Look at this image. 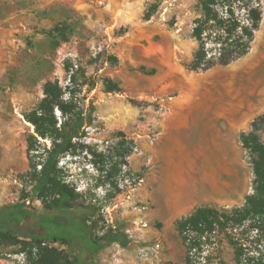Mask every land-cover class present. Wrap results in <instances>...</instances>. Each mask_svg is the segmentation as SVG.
I'll list each match as a JSON object with an SVG mask.
<instances>
[{
  "label": "rangeland",
  "instance_id": "1",
  "mask_svg": "<svg viewBox=\"0 0 264 264\" xmlns=\"http://www.w3.org/2000/svg\"><path fill=\"white\" fill-rule=\"evenodd\" d=\"M18 1L14 7L15 30L11 34L0 31V210L18 203L33 210L34 217L26 218L18 227L20 232L42 231L36 217L45 211L42 201L32 195L34 182L27 175L26 139L34 133V126L26 115L43 99L47 81L58 80L65 88L72 74L79 84L81 107L87 109L90 102L95 106L94 122L59 164L60 179L80 196L71 210L53 214L76 224L94 208L95 218L100 220L97 235L109 228L125 231L137 215L111 207L124 199L122 185L128 177L144 179L142 194L149 176L155 174L153 190L163 204L166 195L177 193L176 185L188 178L194 163L197 168L204 163L207 173L203 187L193 194L196 208L231 210L244 205L252 193L254 176L252 157L243 148L240 135L251 130L259 112L239 119L238 108L242 112L255 108L264 99V64L254 72L239 68L249 59H264V0L263 19L251 51L228 66H215L206 72L189 70L197 49L192 30L194 19L201 15L197 8L200 0ZM150 11L153 15L146 20ZM65 67H70V72ZM108 79L121 91L109 92ZM174 103L225 107L226 120L220 121L225 140L219 142L224 152L219 159L212 154L218 144L211 141L213 138L204 142L207 151L203 158H191V149L201 134L187 125L176 130L173 137L161 134L159 121L166 116L161 106L169 110ZM56 115L60 118L59 113ZM155 132L160 136L152 143L149 136ZM262 138L264 141V131ZM176 139L181 143V153ZM41 142L42 148L44 144L51 147L50 141ZM158 142L157 154L154 149ZM135 147L141 155L134 152ZM137 159H141L139 168L134 167ZM191 195L185 193L181 201L188 202ZM141 201L157 206L142 196ZM152 213L147 214L150 225L142 232L141 241H130L128 251L117 244L108 246L93 256L95 263L185 264L186 246L176 229L180 218L166 217L164 212V218L159 219ZM213 239L196 258L201 260L211 253V264H235L234 249L227 239L219 233ZM157 241L161 243L157 258H139L140 248ZM71 248L79 257L86 256L80 241ZM24 263L19 247H0V264Z\"/></svg>",
  "mask_w": 264,
  "mask_h": 264
},
{
  "label": "trees",
  "instance_id": "2",
  "mask_svg": "<svg viewBox=\"0 0 264 264\" xmlns=\"http://www.w3.org/2000/svg\"><path fill=\"white\" fill-rule=\"evenodd\" d=\"M201 15L194 19L192 38L197 43L189 70L206 72L215 66H228L246 56L252 49L255 35L263 19V0H200ZM153 12H148L150 20ZM70 72V67H65ZM107 90L120 92L108 79ZM79 84L74 74L65 88L58 80L47 81L44 97L26 120L34 126L27 136V155L30 170L27 175L34 182L32 195L42 201L44 214L37 218V230L25 234L18 227L33 210L18 203L0 210V247H19L25 255L24 264H96L93 256L117 244L130 245L125 231L109 228L97 235L100 220L93 208L73 224L54 212L71 210L79 198L75 188L60 179V160L72 153L77 140L86 135V127L94 122L95 106L81 107L77 97ZM60 114V118L56 115ZM60 120V123H59ZM264 115L251 123V131L240 135V142L252 157V193L243 206L220 210L212 206L198 207L192 214L176 222V229L186 246L185 264H211V253L204 247L212 244L219 233L234 249L235 264H264ZM41 140H48L51 147ZM80 241L86 256L79 257L71 244ZM65 247L62 249L61 247ZM224 264V263H220Z\"/></svg>",
  "mask_w": 264,
  "mask_h": 264
},
{
  "label": "crops",
  "instance_id": "3",
  "mask_svg": "<svg viewBox=\"0 0 264 264\" xmlns=\"http://www.w3.org/2000/svg\"><path fill=\"white\" fill-rule=\"evenodd\" d=\"M17 2L19 1L0 0V31L2 30L11 34L13 30H15L14 28L16 27L17 15L15 14L16 12L14 7L16 6ZM261 63L264 64V59H249L239 69L245 72H254ZM240 108H238V110L240 111L239 119L250 118V113H253L254 111L259 112L258 116H260L261 113L264 112V99H260V102L255 108L250 107L245 109L243 112ZM225 120L226 109L223 106H195L188 103H174L170 105L169 111L166 116L159 121V127L161 129V134H163L166 138L173 137L174 132L181 129L183 125H187L188 127L192 128L194 133L197 130L201 135L196 141L195 147L191 149V158L193 160L204 157V153H206L207 150H204L203 144L205 141H209V138H213L211 141L216 140L218 141V144L216 146L217 148L215 150H212V154H214L216 158L219 159V157H221L222 153L224 152V146L220 148L219 142L220 140H222V142H224L225 140V131L224 128L220 126V121L224 122ZM160 142L157 143V149L156 147L154 149L155 153L157 154L158 152L160 153V148H158L160 147ZM174 143L178 146L177 151L181 153L182 146L180 141L176 139ZM140 165L141 159H137L134 162V167L139 168ZM204 167V163L202 165V168H197V163L192 164L191 170L190 172H188V178H186L185 181L181 180L176 185L175 191L177 193L175 195H166V199L163 204L160 203L157 193H155L156 190H153L157 180L155 174H151L146 182V187L143 189L142 194L141 189L138 192L139 200L141 201L142 196L143 199H149L152 203H155L157 205L155 208L151 207L150 209L151 213L154 212L152 213L153 217L162 219L164 218V212L166 214V217L168 216L170 218L175 217L176 219H182L183 217H187L197 209L194 204L195 197L193 196V194L199 189V187H203L204 181L207 180V173L204 172ZM165 189L169 193L172 192V190L169 188ZM216 189H218V186ZM185 193L190 195L192 193V195L188 197V202L181 201L182 196L185 195ZM156 211H158V213H156ZM146 216L148 219V215ZM130 246L131 243L127 248L123 249L128 251Z\"/></svg>",
  "mask_w": 264,
  "mask_h": 264
},
{
  "label": "built area",
  "instance_id": "4",
  "mask_svg": "<svg viewBox=\"0 0 264 264\" xmlns=\"http://www.w3.org/2000/svg\"><path fill=\"white\" fill-rule=\"evenodd\" d=\"M161 110L163 112L162 115L167 114L169 111L166 106H161ZM159 136L160 132L153 133L152 136H149L150 141L154 143ZM134 152L141 155V150L138 147L134 148ZM143 183L144 179H142L141 176L133 175L132 177H128L124 185H122V188L126 192L124 199L122 201H117L111 207L112 210L128 209L137 215V218L132 222L131 226L125 230V233L130 241H141L142 232L146 231L150 225L146 216L151 209L150 205L136 198V194ZM160 251L161 243L157 241L150 247L140 248L138 256L149 260L151 258H157Z\"/></svg>",
  "mask_w": 264,
  "mask_h": 264
}]
</instances>
